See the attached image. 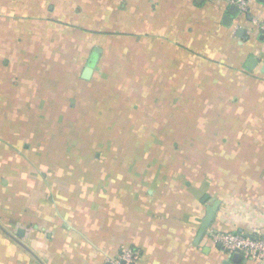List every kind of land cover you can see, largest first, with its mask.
Returning a JSON list of instances; mask_svg holds the SVG:
<instances>
[{"label": "crops", "instance_id": "obj_1", "mask_svg": "<svg viewBox=\"0 0 264 264\" xmlns=\"http://www.w3.org/2000/svg\"><path fill=\"white\" fill-rule=\"evenodd\" d=\"M229 7L225 0H0V14L14 16L20 34L31 36L24 39L27 44L46 45L48 38L57 43L52 36L60 45L72 34L79 40L70 42L73 46L85 45L83 58H68L77 71L63 70L59 78L71 76L77 85L85 84L90 80L81 78L86 65L94 58L97 63L110 60L103 53L104 40L107 45L127 41L160 79L206 78V92L238 90L246 97L247 109L256 112L253 119L262 120L264 32L257 22L264 21V0H252L245 12L234 15ZM226 15L229 24L223 22ZM35 28L39 32L32 35ZM19 30L15 39L21 41ZM59 54L40 50L34 61L66 65L67 56ZM10 57L0 50L1 72ZM250 57L259 60L252 69L247 67ZM225 79L227 85L222 84ZM188 84H164L155 92L163 102V94H170L163 124L176 126L179 111L186 112L185 119L201 111L203 120L214 106L192 99L179 106V94L193 95ZM196 88L195 93L204 91ZM5 91L0 87L1 107L8 104L1 101ZM29 101L21 107L31 108ZM37 104L31 110L47 116L49 107ZM132 104L123 109L130 111ZM36 138L12 137L16 145L10 151L0 140V264H112L122 247L138 250L135 264H258L232 261L207 232L197 243L195 238L206 206L215 200L220 203L208 230L257 229L264 235V141L241 137L243 146L229 141L210 155L193 148L180 153L162 150L159 144L146 148L141 141L146 137H117V148L106 153V166H84L76 160L67 164L66 152L37 149ZM205 194L209 199L203 203ZM18 229H23L22 235Z\"/></svg>", "mask_w": 264, "mask_h": 264}, {"label": "rangeland", "instance_id": "obj_2", "mask_svg": "<svg viewBox=\"0 0 264 264\" xmlns=\"http://www.w3.org/2000/svg\"><path fill=\"white\" fill-rule=\"evenodd\" d=\"M13 17L8 13L0 14V42L3 44L0 50L7 57L8 55L13 57L16 54L24 56L25 59L15 60V57H10L12 60L9 59V64L4 69L6 71H0L3 75V78H0V87L7 89L2 92L4 100L1 101H6L8 104L0 106V140L2 145L7 147L6 149H14L16 142L11 140L12 137L13 139L24 137L27 140L37 137L38 142L34 143L37 149L45 150L48 146L50 151L61 152V155L64 152L68 153L69 155H66L67 164L76 160L77 164L84 166L91 164L106 166L107 151L117 148L114 146L115 137L122 141L125 137H154L155 133L160 137L184 134L175 131L178 125H173L172 129L170 124H163L164 118L161 115L169 112L170 94L166 92L163 94L166 99L163 102L155 92L160 86L164 87V84L180 86L183 82L189 81L188 86L194 96L198 88L191 86V80H186L183 76L172 79L161 77L160 79L153 66L147 68L149 64L138 59L136 50H132L127 41L109 42L110 45H107V41L104 40L103 43L106 45L103 46V53L110 60L97 63L99 66L93 68L90 80L79 86L71 76L59 77L63 70L67 74L70 71H77L75 63L69 65L68 58H71L73 54V57L83 58L87 53L84 49L85 45L73 46L71 43L76 44L79 40L76 42V38L73 39L72 34L68 33L70 38L66 37V43L64 39L60 45H58L59 39L52 36L50 38L57 43L48 38L46 45H40V42L27 44ZM16 30H19L17 37H21V41L15 39ZM60 36L63 37L64 34ZM7 38L9 40L3 41ZM85 39L89 40L86 36ZM15 40L18 41L17 44ZM92 48L93 45L90 46V49ZM128 49L132 51L128 52ZM40 50H50L51 54L59 52L66 55V65L65 62L46 60L36 63L34 56ZM125 51L128 54H125ZM93 60L95 61V58ZM163 65L168 67L166 62H163ZM145 72L150 75L147 76ZM10 74L11 79L6 77ZM30 74L33 76L31 77ZM159 79L160 84L157 83ZM82 86H86L87 90ZM31 99L33 102L29 101ZM26 101H29L27 105H31V108L21 107L20 104ZM39 102L49 107L47 112L44 111L47 116H42L40 110H31ZM69 104L73 106L70 108ZM131 104L130 111L123 109ZM198 113L185 119L186 112L179 111L176 116L177 123L183 121L191 125L190 122L200 121L196 119L200 117ZM258 121L253 119V124L257 126L251 125L250 127L253 131L259 129L264 133V122L258 123ZM189 131L191 132L190 129ZM185 132L188 133V131ZM111 137L114 138L111 139ZM95 152L96 154L99 152L98 155L104 153V157L101 155L102 157L95 158ZM75 154H79L81 158L73 159ZM207 190L210 193L211 187Z\"/></svg>", "mask_w": 264, "mask_h": 264}, {"label": "trees", "instance_id": "obj_3", "mask_svg": "<svg viewBox=\"0 0 264 264\" xmlns=\"http://www.w3.org/2000/svg\"><path fill=\"white\" fill-rule=\"evenodd\" d=\"M38 16L40 19L42 18V15ZM38 32L39 29L35 28L32 35H35ZM21 36L24 39L31 38V36H28V34L26 35L24 32L21 33ZM90 64L96 66L95 68H97V62L91 61ZM195 81L196 82H192L194 87L203 88V85L207 80L206 78H203ZM228 83L227 79H225L222 84L227 85ZM228 88L229 87L226 86V89ZM218 91H220V93H217ZM218 91L210 90V92H206L204 89L202 92L195 93L194 96L190 94H179L177 96L179 106H182L185 103V100L188 99H192L197 103L208 101L210 105L213 104L214 106H211L210 109L206 110L207 117L203 120H201L200 116L196 118L200 121H196L194 123L192 122L193 124L190 123L191 125H187L183 121L177 123L178 126L176 125L177 129H175V131H177V133L183 132V135L179 136L174 134L173 137H160L159 135H156L157 133H155L154 137H146L141 140L144 141L145 147L152 148L159 144L161 149L163 148L162 150L178 151L180 153V151L193 148L195 150H203L201 152H204L205 154L212 153L210 155H216L220 150L222 143L228 144L229 141L235 140V147L243 146V139L241 137L249 140L254 139V141H264V133L260 132L259 129L253 131V128L250 127L251 125L254 127L257 126L252 122L253 116L255 117L254 114L256 112H250V110L247 109V104L245 103L246 97L241 96V94L237 92L238 90L230 91V89H223ZM259 96L262 97V94ZM260 118H262V120H259L258 123L262 121L264 122V115H260ZM168 124L170 123L166 121L164 125ZM170 126L173 129V125L170 124ZM185 131H188V133ZM205 133H208V135H205ZM113 138L114 137H111V139ZM114 142L116 143V140ZM114 146L116 147V144H114ZM230 148V146H227V149ZM97 154H99V152ZM97 154L95 153V155ZM102 155L104 154L102 153ZM208 199L209 195L205 194L202 202L204 203ZM133 249L138 252L136 248Z\"/></svg>", "mask_w": 264, "mask_h": 264}, {"label": "built area", "instance_id": "obj_4", "mask_svg": "<svg viewBox=\"0 0 264 264\" xmlns=\"http://www.w3.org/2000/svg\"><path fill=\"white\" fill-rule=\"evenodd\" d=\"M230 5L237 7L238 12H245L252 0H225ZM259 28L264 32V21L257 22ZM212 243L220 246L229 256L239 253L244 260H253L258 264H264V235L257 229L236 232H218L207 230ZM139 253L130 247H122L111 260L112 264H135Z\"/></svg>", "mask_w": 264, "mask_h": 264}, {"label": "water", "instance_id": "obj_5", "mask_svg": "<svg viewBox=\"0 0 264 264\" xmlns=\"http://www.w3.org/2000/svg\"><path fill=\"white\" fill-rule=\"evenodd\" d=\"M228 12L230 14H232V15L236 14L237 7L235 5H233V4H231L230 7H229V11ZM230 21H231V17L229 15H226L224 17V21L223 22L225 24H229ZM242 33H243V31L239 30L237 35L241 36ZM95 51L99 52L100 49L96 47ZM258 61H259L258 58L250 57L248 59L247 67L250 68V69L255 68L257 66V64H258ZM92 71H93V67L89 63L88 65H86L84 67V69H83V71L81 73V78L86 79V80L89 79L91 74H92ZM260 71L264 73V62L260 66ZM219 203H220L219 200H215L212 204L206 206L205 215L201 219L200 226H199L196 238H195V243H197L200 240V238L207 232L208 228L210 227L212 221L215 218L216 211L218 209ZM22 233H23V229H18L17 234L18 235H22ZM231 259L234 262H239L242 258H241V255L239 253H234L231 256Z\"/></svg>", "mask_w": 264, "mask_h": 264}]
</instances>
